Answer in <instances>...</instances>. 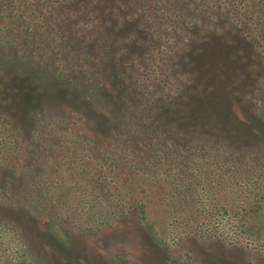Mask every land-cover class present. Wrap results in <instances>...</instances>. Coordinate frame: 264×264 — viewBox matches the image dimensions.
Segmentation results:
<instances>
[{
    "label": "rangeland",
    "instance_id": "374dc122",
    "mask_svg": "<svg viewBox=\"0 0 264 264\" xmlns=\"http://www.w3.org/2000/svg\"><path fill=\"white\" fill-rule=\"evenodd\" d=\"M20 1L0 0V37L14 39L10 47L39 48L38 59L52 71L92 86L103 99H122L107 126L101 115L107 110L96 109L97 101L84 110L64 94L41 92L33 104L24 93L31 130L21 112L11 115L24 140L18 157L28 150L27 167L0 165V175L13 178H6L5 192L16 209L11 223L0 225V264H264V140L225 146L193 131L186 137L195 140L184 143L180 131L169 136L157 127L149 111L153 89L177 120L225 93L237 123L252 118V95L264 112V91L254 90L264 87L258 26L218 36L216 6L204 12L188 5L183 13L199 20L198 28L180 12L170 14L169 0ZM74 111L99 127L77 125L61 141L55 132L68 128ZM34 128L53 141L33 145Z\"/></svg>",
    "mask_w": 264,
    "mask_h": 264
},
{
    "label": "trees",
    "instance_id": "16d2710c",
    "mask_svg": "<svg viewBox=\"0 0 264 264\" xmlns=\"http://www.w3.org/2000/svg\"><path fill=\"white\" fill-rule=\"evenodd\" d=\"M22 1L23 0H21L20 3H22ZM169 1L170 5L169 8L167 7V10L171 11L170 14L180 12V15L183 17V19H185V21H187L188 17L183 12H189V4L191 6L196 5L199 10L204 12L211 11L216 6L218 12H214L215 16L212 17L211 20L212 22H215L218 19V27L215 28L221 31V33L218 31V36L226 34V31L228 30H231L233 33H240V30L242 32L243 29L246 28L245 27L242 29L243 26H247V28H249V25L251 24H253L254 27L258 26L259 30L262 31L264 35V0H200V2L197 0ZM66 19H69V17L67 16ZM188 22H190L192 27H202L199 20H196V18L191 19V21L188 19ZM30 30H32V32L28 34H30L33 39H36L38 34L33 32L35 30ZM0 39V42L3 44L1 47L3 57L2 60H0V165L7 167L10 166V163H12L14 169L21 168L22 171L27 167L25 157L26 153H28V150L24 152L22 158L18 157V154L20 153L18 146L24 140L20 139L18 134L14 132V126L17 123L13 117V115L18 117L19 113L21 112V115L24 117H20V119L26 118L23 121L26 122L28 127L24 128L25 131L28 129L31 130L32 118H34V115L32 113V108L28 109L27 111L22 110L24 93H29L33 104L39 103V93L41 92L51 95L64 94L67 98L74 100L80 106H83L85 108L84 110H87V105L90 106L89 101H97L99 105H96V109H102L105 107L107 110L106 113L101 114L105 119L104 124L107 126H111L113 124L115 116H111V110L115 108L114 103H118L119 101L121 102L122 98L120 99L117 96L116 98L119 100L118 101L113 97L114 95H111V98L109 97L107 100L103 99V96L100 95L99 91L92 86L84 84L79 80L70 81L64 77L62 73L52 71L50 66L47 64H42L36 55L39 48L30 49L29 51L25 50L23 53L22 49L18 48L17 50L13 46H9L10 43L15 44L14 39L7 38V36L4 35L1 36ZM251 40V42H253V38ZM248 66L250 68V64ZM251 72L253 73V71ZM91 89L93 91H91ZM173 90V92L169 93L170 95L168 96V99L174 96V92L176 90L174 88ZM254 90H258V93L259 91L262 93L264 91V87H256ZM114 91L116 92V90ZM151 94L155 95L153 98L150 97L152 103L150 104L149 111L152 113V121L157 127L162 125L163 129L168 130L169 136L172 135V132L175 135H178L179 133H177V131H180V134H183L182 141H184V143H188L190 141L193 142L195 140H190L186 137L187 133L193 131H196L200 134L207 133L210 135L209 138L211 140L216 143L218 142V145L222 144L225 146L228 144L227 142H231L234 145H239L241 143H249L250 141L262 143V140H264V126H259L263 125L261 119L264 120V112L257 110L256 98L254 95L250 96L251 98H248L249 101H247V103L250 105V112L252 111V113L255 115L252 114V118L250 117L248 119H242L243 121L238 120L239 123H237V117L234 116L235 113L233 111L234 106L230 102V96L226 95V93L222 95L223 97L220 96L218 99L211 97L209 100H205L206 102L201 101L202 103H200L196 108L192 107V111L185 113L184 115L177 114L181 111L176 112L175 114H177L178 120L172 117L173 113L167 114L166 112V107L171 103L165 104L166 107H164V102L161 101H164L163 99L165 98L158 97V94L160 93L154 92L153 89L151 90ZM249 94H251V92H249ZM92 97L94 98L92 99ZM97 99L102 100L99 102ZM200 100L204 99L199 98L198 101L200 102ZM157 101L162 103V107H160L159 112L157 110H152V104L157 106ZM105 109L103 110L105 111ZM10 110H12V112H10ZM124 112L126 113V111ZM11 113L13 115H11ZM121 114L124 116L123 113ZM73 115H75L74 118L71 117L67 119V129L65 128L62 131H58L57 127L59 124H57V120L56 124H54V127L57 129V132H55L56 137H61V141H64L68 135H73L69 133H74L75 135L76 131L74 128H76L77 125L84 126L90 121L92 124H95V127H99V120L95 121L92 118L90 120L82 111H74ZM130 117L134 118L136 121L138 119L134 115H130ZM143 117L148 119L145 114H143ZM140 118L142 119L141 116ZM73 119L77 120L76 124H73ZM144 122L145 120L142 121L143 124ZM237 125L238 127H244L238 128ZM86 131L89 132L88 129ZM157 131H159V129H157ZM92 132L94 133L93 130ZM31 135V138L34 139V141H32L33 145L41 141L43 143H49L53 141V135L42 131L41 128H34ZM45 135L48 140H46ZM179 141H181V139ZM175 145L178 146V143L176 142ZM232 149V147L227 146L229 154ZM188 152L189 151H187V153ZM219 157H224L219 161V163L225 162L227 160L225 155L220 154ZM199 168H202V166H199ZM231 168L232 167L230 166L229 169ZM221 169L224 170L225 168L221 167ZM187 170H189V167H187ZM153 172H155V169H153ZM197 172L198 171H195V173ZM3 177V175H0V193L2 194L0 195V225L10 224L11 222H9L7 219L13 218L12 215H10L12 214L11 212H16V209L10 208L12 202L11 199L8 198V195L11 193L7 194L5 192L6 186H8V183H6V178H13L11 175H7L6 178ZM191 182H193V180ZM193 183H191L190 187H193ZM24 184H22V186H24ZM196 184L198 185L197 181ZM183 186H185V184H183ZM32 187H34V185ZM29 192L31 193V190ZM110 203L114 204L116 208L120 205L119 202H114L112 200ZM17 209H19V213H21L20 211L27 213L25 210L27 208L23 209V206H19ZM96 220L97 218H95L94 221Z\"/></svg>",
    "mask_w": 264,
    "mask_h": 264
}]
</instances>
